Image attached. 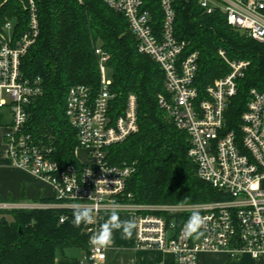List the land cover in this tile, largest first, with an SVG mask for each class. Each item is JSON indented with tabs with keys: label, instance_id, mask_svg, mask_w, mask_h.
<instances>
[{
	"label": "built area",
	"instance_id": "built-area-1",
	"mask_svg": "<svg viewBox=\"0 0 264 264\" xmlns=\"http://www.w3.org/2000/svg\"><path fill=\"white\" fill-rule=\"evenodd\" d=\"M174 0H161L162 20L156 32L143 0H106L109 8L123 15L140 54L151 58L161 69L166 95L158 104L174 126L187 134L188 157L197 176L222 193L223 200L200 204L128 205L118 203L124 195L133 165L109 163L106 149L123 142L138 131L136 97L130 94L125 109L112 117L110 106L115 95L111 82L104 79L108 55L95 48L100 73L96 90L83 84L68 89L65 116L76 131L78 146L85 160L78 165L59 166L50 149L35 143L25 131L26 107L43 95L40 78L28 79L21 72V61L35 43L39 27L34 0H20L27 11V28L11 38L5 36L10 21L0 23V113L3 115L2 139L13 164L48 183L55 204H21L0 201V211L12 209H73V204L94 208V222L86 232L94 235L104 211L112 202L135 216L134 245L139 250L166 251L177 264H196L200 253H224L237 261L248 255H264V91L251 89L245 110L235 125L229 113L237 94V82L244 77L248 63L230 60L225 52L218 56L228 73L209 84L200 96L194 86L198 53L183 54L186 44L174 36ZM3 1L0 0V4ZM210 14L219 9L227 24L257 43L264 45V0H199ZM193 213L205 218L199 238H185L184 225ZM185 215L184 220L177 217ZM177 216V217H176ZM64 218H60L62 223ZM175 227H170L171 224ZM108 249V248H107ZM107 249L90 244L79 264H99Z\"/></svg>",
	"mask_w": 264,
	"mask_h": 264
},
{
	"label": "trees",
	"instance_id": "trees-1",
	"mask_svg": "<svg viewBox=\"0 0 264 264\" xmlns=\"http://www.w3.org/2000/svg\"><path fill=\"white\" fill-rule=\"evenodd\" d=\"M1 1L0 23L12 20L15 32H24L28 16L20 0ZM160 1L143 0V9L150 13L156 32L163 16ZM34 3L39 34L20 68L24 77L42 81L43 95L26 107L25 131L35 143L49 148L59 166L78 165L77 134L65 116L66 95L76 84L98 88L95 48L100 47L108 55L106 65L112 70L110 90L115 98L111 116L123 113L130 94L137 102L138 131L106 149L109 163L126 162L135 169L118 203L187 205L223 200L222 193L197 176L196 166L188 157L187 134L178 130L160 108L158 96L166 95L163 73L151 58L138 52L123 15L109 8L106 0ZM172 6L174 36L186 44L183 54L198 53L194 86L201 97L209 84L228 73L218 50L230 60L248 63L229 107L233 118L230 125L234 126L245 110L249 91H264V45L231 28L219 9L206 13L199 0H174ZM2 118L0 113V126ZM35 202L57 203L54 198ZM0 216V264H54L56 253L71 248L85 253L91 244L87 225H73V209H12L0 211Z\"/></svg>",
	"mask_w": 264,
	"mask_h": 264
},
{
	"label": "crops",
	"instance_id": "crops-1",
	"mask_svg": "<svg viewBox=\"0 0 264 264\" xmlns=\"http://www.w3.org/2000/svg\"><path fill=\"white\" fill-rule=\"evenodd\" d=\"M3 129L0 128V200L21 204L38 203L36 200L52 199V187L36 178L29 172L16 167L9 158L2 139ZM121 219H133L130 210L118 208ZM111 210L101 215L99 227L107 220ZM134 232L131 239H124L120 231L113 233V244L106 251L105 260L99 264H177L172 253L156 250H139L134 245ZM83 252L77 248L66 249L63 253H56L54 264H79ZM196 264H264V255L252 259L248 255L239 260H231L224 253H200Z\"/></svg>",
	"mask_w": 264,
	"mask_h": 264
},
{
	"label": "clouds",
	"instance_id": "clouds-1",
	"mask_svg": "<svg viewBox=\"0 0 264 264\" xmlns=\"http://www.w3.org/2000/svg\"><path fill=\"white\" fill-rule=\"evenodd\" d=\"M73 225L80 227L81 224H92L94 222V208L83 206L79 203L73 204ZM119 204L112 202L111 214L100 226L98 231L90 237V243L97 248L107 249L113 244V233L121 232L124 239H131L136 222L133 219H121L118 214ZM205 224V218L198 213H193L184 225L183 234L185 238H199L202 235L201 228ZM170 227H175L171 224Z\"/></svg>",
	"mask_w": 264,
	"mask_h": 264
},
{
	"label": "rangeland",
	"instance_id": "rangeland-1",
	"mask_svg": "<svg viewBox=\"0 0 264 264\" xmlns=\"http://www.w3.org/2000/svg\"><path fill=\"white\" fill-rule=\"evenodd\" d=\"M9 23H10L11 28L10 29L6 28L5 31H4L5 36L7 38H11L12 33H13V29L15 28V22L14 21L11 20ZM104 79L107 82H111L112 81V70L106 64L104 65ZM76 155H77V158L79 160H82V161L85 160V155H84V151L83 150L77 151ZM142 206H145V205H142ZM0 218H1V216H0ZM5 218L10 220L9 216H6Z\"/></svg>",
	"mask_w": 264,
	"mask_h": 264
}]
</instances>
